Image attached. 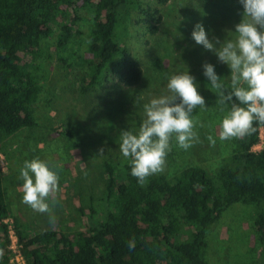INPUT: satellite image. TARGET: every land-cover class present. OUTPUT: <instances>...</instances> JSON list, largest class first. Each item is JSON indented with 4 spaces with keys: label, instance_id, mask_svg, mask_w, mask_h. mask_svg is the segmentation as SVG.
<instances>
[{
    "label": "rangeland",
    "instance_id": "rangeland-1",
    "mask_svg": "<svg viewBox=\"0 0 264 264\" xmlns=\"http://www.w3.org/2000/svg\"><path fill=\"white\" fill-rule=\"evenodd\" d=\"M80 2L72 13L70 35L63 49L55 46L58 28L40 41L41 53L34 61L39 91L30 106L34 124L10 134L0 133L6 220L14 230V220L26 233L54 229L72 234L85 229L90 221L80 208H102V161L109 159L115 172L122 170L127 159L119 148L121 132H138L146 118L144 105L166 94L170 77L178 72L188 70L196 78L206 108L193 110V130L199 143L184 150L173 134L174 155L166 167L168 173L188 164L213 172L233 150L231 139H219L227 111L216 105L203 64H213L228 85L231 69L214 52L197 44L192 32L201 23L210 39L214 36L223 42L234 38L235 26L243 18L240 0H138V6L121 18L118 34L142 67L141 80L123 86L114 77L112 63L100 82L87 88L83 78L87 72L88 33L92 18L99 14L97 0L85 5ZM62 129L74 132L66 134ZM209 135L215 145L210 144ZM261 147L260 128L259 141L252 150ZM36 157L60 165L55 223H49L48 213L34 211L23 203L20 169L25 160ZM256 210L252 202H235L219 215L205 233L206 264H264V245L259 246L253 226ZM10 244L8 239L4 247L8 258Z\"/></svg>",
    "mask_w": 264,
    "mask_h": 264
},
{
    "label": "trees",
    "instance_id": "trees-1",
    "mask_svg": "<svg viewBox=\"0 0 264 264\" xmlns=\"http://www.w3.org/2000/svg\"><path fill=\"white\" fill-rule=\"evenodd\" d=\"M77 1L0 0V133L10 134L34 124L30 106L39 91L34 61L41 53L40 41L58 28L55 46L64 48ZM80 1L82 5L91 3ZM96 6L99 15L92 18L88 33L84 88L98 84L112 63L118 82L135 85L142 78V67L121 41L118 28L121 18L138 6V0H97ZM226 85L225 95L232 91ZM209 91L217 106L230 110L231 102L221 105L217 90L211 87ZM253 127L250 135L231 138L232 152L213 172L188 164L168 173L166 167L174 155L173 136L164 171L148 177L143 186L131 175L130 158L119 172L114 171L111 160H103L102 208H80L90 221L85 229L72 234L54 229L26 233L14 220L24 264H206V230L235 202L256 204L253 226L261 247L264 123L254 121ZM260 128L262 147L255 151L252 146L259 141ZM7 215L0 167V264H8L4 248Z\"/></svg>",
    "mask_w": 264,
    "mask_h": 264
},
{
    "label": "clouds",
    "instance_id": "clouds-1",
    "mask_svg": "<svg viewBox=\"0 0 264 264\" xmlns=\"http://www.w3.org/2000/svg\"><path fill=\"white\" fill-rule=\"evenodd\" d=\"M240 3L243 5V18L235 26L234 38L223 42L214 36L210 39L201 23H197L192 32L197 44L214 52L219 61L231 69L232 91L225 95L227 85L217 75L215 66L208 62L203 64V74L219 93L218 102L224 106L226 101L231 102V108L221 122L219 139L222 141L250 135L255 131L254 121L264 123V0H240ZM197 89L198 82L188 70L172 75L167 93L144 105L146 118L138 132H121L120 151L124 158H130L131 175L141 186L148 177L164 171L173 134L178 146L184 150L200 142L193 130V110L206 106ZM207 139L215 145L211 135ZM59 167L54 161L36 157L25 160L20 169L23 203L34 211L48 213L49 223L56 220L54 209L58 204Z\"/></svg>",
    "mask_w": 264,
    "mask_h": 264
},
{
    "label": "built area",
    "instance_id": "built-area-1",
    "mask_svg": "<svg viewBox=\"0 0 264 264\" xmlns=\"http://www.w3.org/2000/svg\"><path fill=\"white\" fill-rule=\"evenodd\" d=\"M4 221L7 223V235L8 239L11 242L9 245L10 257L8 258V264H24V259L20 252V243L17 240V236L14 233V229L11 225L8 224L6 218Z\"/></svg>",
    "mask_w": 264,
    "mask_h": 264
}]
</instances>
